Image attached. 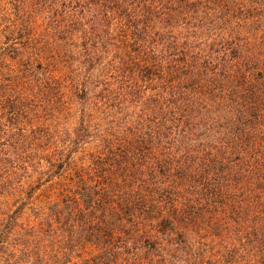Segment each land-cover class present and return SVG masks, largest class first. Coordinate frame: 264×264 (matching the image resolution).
I'll list each match as a JSON object with an SVG mask.
<instances>
[{
    "label": "trees",
    "instance_id": "16d2710c",
    "mask_svg": "<svg viewBox=\"0 0 264 264\" xmlns=\"http://www.w3.org/2000/svg\"><path fill=\"white\" fill-rule=\"evenodd\" d=\"M0 264H264V0H0Z\"/></svg>",
    "mask_w": 264,
    "mask_h": 264
},
{
    "label": "rangeland",
    "instance_id": "374dc122",
    "mask_svg": "<svg viewBox=\"0 0 264 264\" xmlns=\"http://www.w3.org/2000/svg\"><path fill=\"white\" fill-rule=\"evenodd\" d=\"M62 125H64L65 127H71L72 125H74V119H70V120H64V118H62Z\"/></svg>",
    "mask_w": 264,
    "mask_h": 264
}]
</instances>
